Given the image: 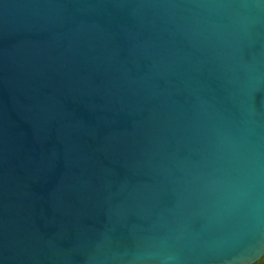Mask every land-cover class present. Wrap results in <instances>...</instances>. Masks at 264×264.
<instances>
[{
	"label": "water",
	"instance_id": "obj_1",
	"mask_svg": "<svg viewBox=\"0 0 264 264\" xmlns=\"http://www.w3.org/2000/svg\"><path fill=\"white\" fill-rule=\"evenodd\" d=\"M264 258V0H0V264Z\"/></svg>",
	"mask_w": 264,
	"mask_h": 264
},
{
	"label": "rangeland",
	"instance_id": "obj_2",
	"mask_svg": "<svg viewBox=\"0 0 264 264\" xmlns=\"http://www.w3.org/2000/svg\"><path fill=\"white\" fill-rule=\"evenodd\" d=\"M255 264H264V258L262 260H260L258 263Z\"/></svg>",
	"mask_w": 264,
	"mask_h": 264
}]
</instances>
